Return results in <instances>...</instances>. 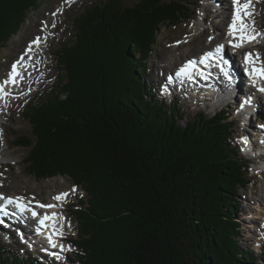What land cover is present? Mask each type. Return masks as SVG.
I'll use <instances>...</instances> for the list:
<instances>
[{
	"label": "trees",
	"instance_id": "16d2710c",
	"mask_svg": "<svg viewBox=\"0 0 264 264\" xmlns=\"http://www.w3.org/2000/svg\"><path fill=\"white\" fill-rule=\"evenodd\" d=\"M40 1L0 0V47ZM192 6L104 0L85 7L73 18V39L56 52L55 87L20 112L27 130L13 148L24 152L25 174L68 176L85 193L70 210L80 264H259L236 239L237 193L251 180L229 113L186 118L177 101L156 99L145 78L158 31L188 22ZM6 250L0 264H36Z\"/></svg>",
	"mask_w": 264,
	"mask_h": 264
},
{
	"label": "rangeland",
	"instance_id": "374dc122",
	"mask_svg": "<svg viewBox=\"0 0 264 264\" xmlns=\"http://www.w3.org/2000/svg\"><path fill=\"white\" fill-rule=\"evenodd\" d=\"M100 1L104 0H78L69 6L63 15L61 14L60 18L57 20L58 25L54 29V37H52V40L47 43V49L50 53L47 61L52 63L49 68L48 77L36 81L37 84L33 87L29 86L30 90H28L27 95L21 100L19 99L18 102L12 101L14 103L12 109H9V106L4 107L3 109L1 108L2 116L0 117V122L3 124L1 123L2 126L0 127V133L3 131L4 134L5 131L6 135L4 134V136H0V185L10 194L28 196L30 199H41L45 202L53 201V194L57 192L64 190L68 192L69 195L61 204V208L64 209L61 213L65 215L67 223L65 224L68 228L66 230L68 238L75 237L77 225L70 214V210L74 205L79 203V198L82 195L85 196L84 191L80 186H75L76 191L74 192V196H72V191H68L73 188L72 181L68 176L58 175L44 180H36L33 177L26 175L21 162L24 156L23 150L21 148H13L8 144V141L14 140L18 133L27 130L20 117V112L23 106L30 101L41 99L55 87L61 74L57 65L56 52L64 43L70 42L73 39L75 33L73 28V18L80 15L85 7L99 3ZM63 2H66V0H41L40 6L27 15V19L19 31L9 39L4 47H0V78L7 75L9 71L8 68H11L12 62L17 59L19 53H22L24 46L26 44L28 45L33 36L40 34L41 24L51 16L50 12L56 7L62 5ZM189 2L194 4L192 7L195 9V15L192 20L181 23L175 27L162 26L160 31H158L159 38L156 51L153 57L148 61V70L145 77L149 83H154L157 79L162 80L166 73L171 71L174 72L175 68L183 62L184 58H186L185 54H187V57L198 56L199 52L204 50L201 49L199 51L198 48H201L203 44L208 46L213 37L221 34L219 30L215 31V29H213V33L211 32V27H213L212 21L218 25V29L220 28V30H223L222 28H224L225 24L222 14L217 12V9L215 11V8L219 7L218 4L211 0H189ZM252 6L253 10H251V12L253 14L255 9H257L255 13V16H257L256 22H260L263 25L261 29L264 30V0H254L251 3V7ZM208 9H210V11ZM215 14H218L219 16L215 17ZM53 25L55 26V23L51 24V26ZM209 37H211V39H209ZM263 44L264 41L261 45L262 50L264 51ZM174 57H180V59L176 60ZM238 59H241V54L238 56ZM162 67H164V69ZM47 71L48 69H46L45 72ZM38 75L41 76V74ZM36 76L33 75L34 78ZM230 95L231 92H227L226 96H213V102L210 104L209 101H204L202 98L200 100L193 95H190V99H185L188 94H184L185 97L182 96L181 98H177V105L181 107L186 118H192L197 112L212 116L214 111L220 109H225L229 115H234L235 111H233L232 108H224L225 105L228 104L224 105L226 101L231 102L233 105L237 104L239 101L237 100L239 99L238 97L237 99H234L230 97ZM159 97L160 96H157L156 99L161 100ZM200 97H204L203 92L200 93ZM209 98H211V96H209ZM231 98L232 100L230 101ZM163 101H165L166 104H170L169 98L163 99ZM171 105H173V103H171ZM6 112L11 114L12 117L10 119L5 116ZM254 123L255 121H253V119L248 121L249 128L246 131L247 134L252 130L250 128H254ZM243 129L244 128H242L241 125H236L234 132L231 135L234 144L239 143L242 145L241 140H243L244 135L242 136L243 133L241 132ZM257 163L258 162H256V164ZM250 164L251 165L247 168V172L251 183H249L246 188L239 189L237 193V200L241 203V210L237 213L240 234L239 236H236V239L241 248L250 249L253 252V256L258 260L257 262L259 264H264V262L261 261L262 254L264 255V237L258 233L255 234V232L254 234L251 233V228L252 226L254 228V225H250V221L253 219L251 217L253 215L254 218L255 216L258 217V214H255L259 211L257 208H264V205H262L263 202L261 201V198L264 200V174L258 172V166L255 163L250 161ZM249 219L250 221H245ZM249 228L250 231L248 230ZM11 237H14V235L12 234ZM12 242L13 243H10L8 246H5V242H0V247L8 249L2 251L4 255L10 258L16 256L20 260L29 257L30 251L21 245L18 240ZM258 247H260V250L256 251L258 250ZM75 250L74 247H69L66 264H79L76 261ZM52 264L59 263L53 261Z\"/></svg>",
	"mask_w": 264,
	"mask_h": 264
},
{
	"label": "bare ground",
	"instance_id": "6f19581e",
	"mask_svg": "<svg viewBox=\"0 0 264 264\" xmlns=\"http://www.w3.org/2000/svg\"><path fill=\"white\" fill-rule=\"evenodd\" d=\"M212 2L216 3L219 5V12L222 14L223 18H224V28H222L223 30H220V28L218 29V25L212 21V25H213V29H215V31H218L221 33V34H218L217 36L213 37L210 41V44L207 46L205 44H203V46L201 48H198V50L200 51L201 49H204L202 50L201 52H199L198 55H202L203 53H206V52H210V51H214L215 48L220 45L222 43V39L220 38L221 35L223 34H228V26L229 24L232 22V14H233V11H234V6L232 4V0H211ZM254 0H251V3L253 2ZM76 1L75 0H70V2H63L62 5H58L59 7H56L53 11L50 12V15L49 18L47 20H45L44 22H42L41 24V31H40V34L38 35H35L33 36V38L31 39V41L28 43V45L26 44L22 50V53L20 54H24L26 53V49H28V46L29 44L37 37H40V43L39 44H33L32 45V49L31 51L33 52L32 54H26V63H27V66L24 67V63L21 64V66L18 68V71L21 72V79H20V82H19V85L20 86H24V90L30 86V87H33L35 86L37 83L36 81H40L42 79H44V77H48V74H49V68H50V65L52 64L50 61L48 62L47 59H48V55H50V53L48 52V45L47 43H49V41L52 40V37H54V29L57 27L58 23H57V20L58 18H60L61 14L63 15L65 10L67 8H69V6H71L72 4H74ZM245 0H241V3H244ZM257 3H260V2H257ZM256 3V5H257ZM258 6V5H257ZM259 7V6H258ZM255 8V7H254ZM60 10V11H57V10ZM210 11V9H208ZM253 10V6L251 7L250 6V11ZM256 10L255 9V12H253L251 18H247V22H248V27L249 28H252L253 27V22H254V27H255V30L259 33H261L260 36H258V38L260 39V43H256L255 40L251 41V42H244L243 44H247L250 48L249 50V53H252V57L253 59H255L256 55L258 54L259 55V60H256L254 65H247L248 67H251V66H254V67H264V51L262 50V42L264 41V30L261 29V27L263 26L260 22H256V18L257 16H255V13H256ZM216 11V9H215ZM53 13H55V15H53ZM216 13V12H215ZM208 15V14H207ZM216 15V14H215ZM48 16V14H47ZM53 16V17H52ZM219 15L217 14L215 17H218ZM207 19V18H206ZM243 23H244V19L242 20ZM55 23V26H51V24H54ZM242 23V22H240ZM239 35V33H237V36ZM227 40L229 41H233V38L230 37V36H227ZM239 39L236 38V42L238 43ZM182 42V41H181ZM184 43V42H183ZM246 45V46H247ZM264 45V44H263ZM212 46V47H211ZM213 48V49H212ZM231 50L230 52L233 53V48L234 47H230ZM224 52V50H223ZM227 54H229L228 50H227ZM244 54L243 53L241 55V59L239 60L238 59V55H236V58H230L229 59V71H230V74L231 76H233L234 78V74H242L243 76L246 75V81H243V85L245 82H247V87H245L244 90L236 87L233 89V91H230L231 92V95L230 97L234 98V99H237V94L238 93H242L243 91H245V93H248L249 96L248 98H251V103L249 104L251 106V109L253 111L256 112V116L260 117V118H263L264 117V114H262L263 110H264V93L258 91L257 89L259 87H264L262 84H260L259 80H256L255 82V85H253V83L250 81L249 79V76L245 73V70L242 66L243 64V60H244ZM186 58L183 59V61H186L187 59H190V58H193L195 56H192V57H187V54H185ZM231 56V55H230ZM170 58V57H169ZM176 60L177 59H180V57H174ZM52 59V58H51ZM50 60V59H49ZM171 61V60H170ZM181 61H182V58H181ZM175 65V64H174ZM178 66V64H177ZM180 66V65H179ZM213 67H215V63L212 64ZM164 69V67H162ZM46 69H48L47 72ZM216 70L219 71V68H215ZM11 70H9L10 72ZM176 71V68L175 70ZM38 74H41V76H39ZM36 76L35 78L33 77ZM8 77V76H7ZM208 80H203L202 83H200L203 91H210L211 94L213 95H210L211 98H209V96H207L206 98V94L203 92L204 94V97H203V100L204 101H209L210 104L213 102L212 100V97L213 96H226L227 95V92H223V91H220V90H215L214 88L210 89V85L212 86H216L218 85V83H220V81H215L211 78H208ZM242 81V79H241ZM18 88V87H16ZM6 90L8 91V88H6ZM200 90V88H199ZM21 92V91H20ZM10 94H16L15 92H11ZM247 94V95H248ZM252 94H254L253 96H251ZM236 97H235V96ZM197 98H202L200 97V93H196V95H193ZM10 97V96H8ZM243 96H239V98L241 99ZM232 98L230 99V101L232 100ZM21 99V98H19ZM18 99V100H19ZM243 101V99L241 100ZM239 102L242 103V102ZM227 103H230L228 101H226L224 103L227 104ZM11 105H13L14 103L13 102H10ZM214 104V103H213ZM31 106V105H30ZM226 106V105H225ZM263 109V110H262ZM222 110V109H220ZM5 116L10 119L12 116L9 112H6ZM264 120V119H263ZM2 122H0V127L2 126L1 124ZM255 129L254 131H258L257 129V126H259V121H256V123L253 124ZM254 131L253 130H250L249 135L250 138L244 136L243 137V140L242 141V145L243 146H246V147H249L250 149L249 150H253L252 148H256L258 149V144H256V142H254V140H252L251 138L254 136ZM259 132V131H258ZM4 134H5V131H4ZM6 135V134H5ZM243 135H246L245 133L242 134ZM241 139V138H240ZM13 141V142H12ZM12 141H8V144L12 147H14V140ZM245 159V158H244ZM264 160V159H263ZM22 162V161H21ZM258 164V163H257ZM23 165V164H22ZM259 169V168H258ZM0 191L2 192H5L9 195H13L14 197H18L17 195L15 194H10L9 192H7V190L3 189V187L0 185ZM62 193H65V191H61ZM57 193H60V192H57ZM54 195V194H53ZM59 195V194H57ZM65 200V199H64ZM28 201H36L35 198H28V200H25V202H28ZM56 200L54 201H47L48 203H53L55 202ZM63 201V200H62ZM62 201H56V202H59V206L61 207V204H62ZM261 201L263 202L262 205H264V200H262L261 198ZM58 206V207H59ZM264 207V206H263ZM256 208V207H255ZM260 210V208H257V210ZM64 210V209H62ZM255 214H258V213H255ZM61 216V220H60V225H63L64 223H66V220H65V215L62 213H59V217ZM253 219H251L252 221H250V225H254L253 223H255L256 219L258 218L257 216H255L254 218V215L251 217ZM13 226H14V229H16L17 227H20L21 228V222L20 221H13ZM67 224V223H66ZM69 226V225H68ZM32 227H29L28 230H31ZM5 229V228H4ZM24 230V228H23ZM27 230V231H28ZM250 231V228L248 229ZM254 231L253 229V226L251 228V233ZM1 232V230H0ZM13 233V232H12ZM240 234V233H239ZM32 236V235H31ZM33 237V236H32ZM30 237V238H32ZM0 239H1V233H0ZM9 239V238H8ZM11 241H17L14 237L13 238H10ZM258 251V250H257ZM48 255V254H47Z\"/></svg>",
	"mask_w": 264,
	"mask_h": 264
},
{
	"label": "snow or ice",
	"instance_id": "6c2138e0",
	"mask_svg": "<svg viewBox=\"0 0 264 264\" xmlns=\"http://www.w3.org/2000/svg\"><path fill=\"white\" fill-rule=\"evenodd\" d=\"M66 2H70V0H66ZM232 4L234 6V11L232 14V22L228 26V35L230 37H233L234 39L238 38L241 43H232V41H229V43L236 48L242 47L244 42H251L256 39V37L260 36L261 33L257 32L254 27L249 28L246 24L240 23L242 18H251L252 12L250 11L251 6V0H245L244 3H241V0H232ZM57 11H60L59 9ZM55 15V13H53ZM54 26V25H53ZM237 33L239 35L237 36ZM211 39V37H209ZM40 43V37L35 38L28 46V49H26L27 54L28 51H31L33 44H39ZM224 50V45H218L214 51L206 52L203 56L200 57L199 61L189 60L185 64H183L176 72L177 77H187L189 80L193 79L192 71L195 70L196 64L199 63L201 65L205 64L207 61H210L213 57H215V67L219 68L220 73L223 74L226 80H228L229 83L232 81V77L229 71V61L224 58L222 55ZM25 55H21V57L12 63L11 65V71L8 73L7 79H5L3 82H0V100L4 99L6 96H9L10 93L6 90V86L10 84H16L18 83V79L21 78V73L18 71V68L21 66L25 59ZM259 60V55L257 54L255 59L252 57V53H245L244 56V63L245 65H254L255 61ZM211 67L212 65H208ZM245 73L249 76L250 81L255 85V82L257 79L264 80V67H251V70L249 71V68H245ZM198 75L206 79L204 72H198ZM171 82V77L169 78V83ZM258 91L264 93V87H259L257 89ZM251 103V98L245 99L244 102L240 104V108L242 109L246 104ZM260 127L264 128V125H261ZM73 193L76 191L75 187L71 190ZM69 195L68 192L61 193L55 197H53L56 201H62L67 198ZM7 205H13L15 208V212L11 213L12 215H16V213H19L21 216L25 213H30L32 218H37L39 214L35 211V209L32 207L31 201L25 202L23 197H5L3 194H0V213L4 215H9V213L6 211ZM36 207L39 208H45L50 209L56 207V205L53 204H41L39 202L36 203ZM57 218L56 213H52V215H43L42 217H39L38 223L40 226H44L46 221H52ZM54 227V226H53ZM37 233L39 234L40 228L38 227L36 229ZM55 232L53 233V235ZM60 235H63L61 232ZM48 243L51 245V247L56 248L57 245L53 240V236L49 235L47 237ZM63 246H61V249ZM49 255L55 256L56 259H60V256L53 252L49 253Z\"/></svg>",
	"mask_w": 264,
	"mask_h": 264
}]
</instances>
